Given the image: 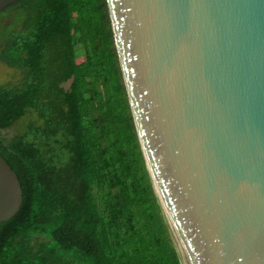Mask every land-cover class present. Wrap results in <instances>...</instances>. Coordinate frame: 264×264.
<instances>
[{
    "label": "trees",
    "instance_id": "1",
    "mask_svg": "<svg viewBox=\"0 0 264 264\" xmlns=\"http://www.w3.org/2000/svg\"><path fill=\"white\" fill-rule=\"evenodd\" d=\"M0 44V61L21 73L0 86V155L23 190L0 227V264H184L107 0H22L0 13Z\"/></svg>",
    "mask_w": 264,
    "mask_h": 264
},
{
    "label": "water",
    "instance_id": "2",
    "mask_svg": "<svg viewBox=\"0 0 264 264\" xmlns=\"http://www.w3.org/2000/svg\"><path fill=\"white\" fill-rule=\"evenodd\" d=\"M22 0H0V13ZM184 264H264V0H107ZM23 204L0 155V227Z\"/></svg>",
    "mask_w": 264,
    "mask_h": 264
},
{
    "label": "rangeland",
    "instance_id": "3",
    "mask_svg": "<svg viewBox=\"0 0 264 264\" xmlns=\"http://www.w3.org/2000/svg\"><path fill=\"white\" fill-rule=\"evenodd\" d=\"M8 12L3 14V16H6ZM3 23L5 25H8L11 22V17H7L3 19ZM2 48V44H0V49ZM21 78V73L17 69L11 68L8 65L4 64L3 62L0 61V86H4L7 84H13L17 83L19 79ZM66 87H68V84H66ZM20 126H16L13 129H10L8 131V134L13 135L17 130L19 129Z\"/></svg>",
    "mask_w": 264,
    "mask_h": 264
}]
</instances>
